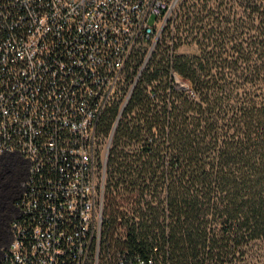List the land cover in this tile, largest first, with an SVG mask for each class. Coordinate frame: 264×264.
Here are the masks:
<instances>
[{"label": "trees", "instance_id": "16d2710c", "mask_svg": "<svg viewBox=\"0 0 264 264\" xmlns=\"http://www.w3.org/2000/svg\"><path fill=\"white\" fill-rule=\"evenodd\" d=\"M179 17L194 51L155 57L102 116L106 135L118 120L87 264H236L264 239V0H191Z\"/></svg>", "mask_w": 264, "mask_h": 264}, {"label": "built area", "instance_id": "2783aa9c", "mask_svg": "<svg viewBox=\"0 0 264 264\" xmlns=\"http://www.w3.org/2000/svg\"><path fill=\"white\" fill-rule=\"evenodd\" d=\"M190 1L0 0V154L18 151L30 162L1 264L90 260L118 120L106 135L102 116L114 105L121 114L155 57L173 62L178 42L193 48L176 36ZM173 76L189 87L171 66L172 86ZM148 92L156 94L152 85Z\"/></svg>", "mask_w": 264, "mask_h": 264}, {"label": "crops", "instance_id": "0c3cea01", "mask_svg": "<svg viewBox=\"0 0 264 264\" xmlns=\"http://www.w3.org/2000/svg\"><path fill=\"white\" fill-rule=\"evenodd\" d=\"M29 163L18 151L0 154V262L14 236L12 222L20 214L18 199L26 188Z\"/></svg>", "mask_w": 264, "mask_h": 264}, {"label": "rangeland", "instance_id": "374dc122", "mask_svg": "<svg viewBox=\"0 0 264 264\" xmlns=\"http://www.w3.org/2000/svg\"><path fill=\"white\" fill-rule=\"evenodd\" d=\"M176 51L179 54H190L194 51V49L188 44H185V45H180ZM29 172H30V163H29ZM15 219L12 222L14 236H13L11 243L15 239V226H14ZM241 250H242V254H239L237 258L234 260L236 264H264V239L263 238H257V239L252 240L250 244L244 245Z\"/></svg>", "mask_w": 264, "mask_h": 264}]
</instances>
